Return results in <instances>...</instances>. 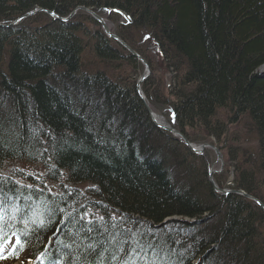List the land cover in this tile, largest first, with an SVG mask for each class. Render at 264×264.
Returning a JSON list of instances; mask_svg holds the SVG:
<instances>
[{
    "label": "trees",
    "instance_id": "16d2710c",
    "mask_svg": "<svg viewBox=\"0 0 264 264\" xmlns=\"http://www.w3.org/2000/svg\"><path fill=\"white\" fill-rule=\"evenodd\" d=\"M78 6L112 21L126 16L111 30L152 75L173 76L143 83L150 106L190 140L228 149L234 187L264 202V0H0V21L35 7L67 16ZM141 70L82 10L68 22L37 13L0 28V197L8 213L0 244L14 239L10 264L22 256L51 264L61 254L64 264H96L101 253L113 264L118 247L137 243L156 264H183L210 242L217 246L207 264H264L262 209L218 194L204 158L155 126L136 92ZM223 117L256 141L250 152L234 133L237 143L226 144L232 125ZM34 211L45 224L26 229ZM85 212L96 222L86 226ZM172 216L179 219L161 224Z\"/></svg>",
    "mask_w": 264,
    "mask_h": 264
},
{
    "label": "bare ground",
    "instance_id": "6f19581e",
    "mask_svg": "<svg viewBox=\"0 0 264 264\" xmlns=\"http://www.w3.org/2000/svg\"><path fill=\"white\" fill-rule=\"evenodd\" d=\"M78 7H85V6H78ZM35 8H37V7H35ZM34 8V9H35ZM39 8H41V7H39ZM86 8H88V7H86ZM44 9H47V10H50V9H48V8H44ZM75 9V8H74ZM73 9V10H74ZM33 10V9H32ZM72 10V11H73ZM80 10H82V9H78V11H80ZM90 10L91 11H93L95 14H97L98 16H101L99 13H97L95 10H93V9H91L90 8ZM31 10H28V11H26V12H24L22 15H20V16H18L17 18H15L14 20H12L11 22H13V21H16L19 17H22V16H24L26 13H28V12H30ZM50 11H52V10H50ZM71 11V12H72ZM77 11V12H78ZM82 11H84V12H86L85 10H82ZM54 12V11H53ZM70 12V13H71ZM77 12L75 13V15L77 14ZM37 13H46V14H48L47 12H45V11H38V12H35L34 14H32V15H35V14H37ZM55 13V12H54ZM69 13V14H70ZM57 14V13H56ZM68 14V15H69ZM89 14H91L90 12H89ZM32 15H30V16H32ZM49 16H51L50 14H48ZM67 15V16H68ZM74 15V16H75ZM92 15V14H91ZM30 16H27V17H24V18H21V19H19L14 25H9V26H6V25H8L9 23H11V22H7V23H5V22H1L0 21V28H4V29H8V28H11V27H14V26H16V25H18L20 22H22V21H24V20H26L27 18H29ZM60 16V15H59ZM67 16H62V17H67ZM74 16H72V17H74ZM54 20H57V19H55L53 16H51ZM71 17V18H72ZM92 18H94L93 17V15L91 16ZM103 19H104V17L103 16H101ZM70 18V19H71ZM70 19H67V20H65L64 22H68V21H70ZM95 20H97L96 18H94ZM105 20V19H104ZM59 21H61V20H59ZM106 21V20H105ZM99 22V21H98ZM112 31V30H111ZM113 32V31H112ZM115 35H118V34H116L115 32H113ZM119 36V35H118ZM107 37L108 38H110L111 40H114L116 43H118L123 49H125L131 56H133V57H135L141 64H142V70L140 71V72H145L146 73V70L144 71V69H145V66H144V64L137 58V56H135L134 54H132V52L125 46V45H123V44H120L119 43V41L118 40H116L115 38H113V37H111V36H109V35H107ZM120 37V36H119ZM121 38V37H120ZM121 40L122 41H124L122 38H121ZM125 42V41H124ZM125 44L129 47V48H131L132 50H134V52H136V53H138L139 55H141L146 61H147V59L142 55V54H140L137 50H135L129 43H127V42H125ZM147 63L149 64V62L147 61ZM149 67H150V69H151V66H150V64H149ZM261 68H263V70H264V64L263 65H261L260 67H259V69H258V71L262 74V71H261ZM152 71V70H151ZM144 73V74H145ZM144 74H142V75H144ZM147 74V73H146ZM150 72H149V74H148V76L144 79V81H146L148 78H149V76H150ZM142 75H140L138 78H137V82H136V92H137V83H138V80L140 79V77L142 76ZM263 76H264V73L262 74ZM173 77V76H172ZM173 80V79H172ZM144 81H142L141 82V88H142V90H143V94H144V97H145V99H142L141 98V96H140V94L137 92V94L139 95V97L141 98V100H142V102H143V104L145 105V102L150 106V104H149V102H148V98L146 97V94H145V92H144V89H143V83H144ZM146 107V106H145ZM28 108V107H27ZM150 108L153 110V112H154V114H155V116H154V119H155V121L156 122H158V123H162V125H166V122H164V120H163V118L161 117V116H164L165 117V119L167 120V124H169L170 126H172V124H171V122L166 118V116L163 114V115H160V114H158L157 115V113L158 112H156L151 106H150ZM147 109V108H146ZM148 111V110H147ZM150 114V113H149ZM150 117H151V119H152V121H153V118H152V116H151V114H150ZM153 123L155 124V126H157L158 128H160V129H162V130H164V131H168L167 129H165L164 127H162V126H159L158 124H156L154 121H153ZM174 127V126H173ZM175 128V127H174ZM178 130V129H177ZM180 131V130H179ZM168 132H170V131H168ZM181 132V131H180ZM171 133V132H170ZM182 133V132H181ZM173 136H175L173 133H171ZM183 134V133H182ZM184 135V134H183ZM185 136V135H184ZM175 137H177V138H179V140L191 151V152H193L194 154H196V155H198V156H201V157H203L204 159H205V161H206V165H207V173H208V180H209V182H210V184H211V186L213 187V189L218 193V194H220V195H239V196H243V197H245V198H247V199H250V198H248V197H246L245 195H243V194H238V193H236V190H241L242 192H244L245 194H247V195H250V196H252V197H254V198H256V199H258L261 203H262V205L260 206L256 201H254V200H252V199H250V200H252V201H254L255 203H257L258 205H259V207L262 209V211H263V213H264V202H262L259 198H257V197H255V196H253V195H251V194H248V193H246L244 190H242V189H238V188H235L234 187V183H233V180H235V165H234V168L233 169H230L228 166V162H226V164H225V162H224V154L222 153V150L223 149H221V147H219V149H217L216 147V152H215V155H216V161H221L222 162V166H221V171H220V179H219V182L215 179V177H213V181H214V183H215V185L217 186V187H215L214 185H212V183H211V181H210V178H209V174L210 175H212L213 173H212V170H213V164H212V160L208 157V154H206L205 153V150L206 149H208V146H211L210 144H213V141L212 140H208V141H204V142H201V143H204L203 145L201 144V145H195V142L194 141H192V140H190L188 137H186L185 136V138H186V140L187 141H189V143L191 144V147H189L186 143H185V141L182 139V138H180V137H178V136H175ZM253 142H254V144H253ZM200 143V142H199ZM210 143V144H209ZM209 144V145H208ZM243 145H244V149H247L249 152L253 149V147L256 145V141L255 140H247V139H244V143H243ZM194 148H196L197 150H200V153H197L196 151H194V150H192V149H194ZM224 151H226V150H224ZM206 155V156H205ZM226 155V154H225ZM227 156V155H226ZM251 158H252V156H251ZM253 160L255 159V157H253L252 158ZM255 161V160H254ZM256 162V164H257V161H255ZM226 165V166H225ZM228 165V166H227ZM237 165V164H236ZM240 166V165H239ZM243 166V165H242ZM249 168H250V166H249ZM257 168L258 169H260V166H257ZM246 169V171H248V172H251V170H247V168H245ZM248 176H250L249 174H246L245 175V177H248ZM179 185H181V183L180 182H177L176 183V186H179ZM199 198V202L200 203H203V200H201L200 198L201 197H198ZM204 207L206 206V203L203 205ZM200 208V207H199ZM199 208H197V209H199ZM207 214L205 213H203V214H201L200 216L199 215H197V218L199 219V217H204V216H206ZM171 219H179L177 216H172V217H168V218H165L162 222H161V224H164V223H167V221L168 220H171ZM181 219V218H180ZM182 219H184L185 221H189V222H193V221H195V218H188V217H184V218H182ZM217 246V244L216 243H208L207 245H202L200 248H202V250H200V252L198 253V250L199 249H196V252H195V254L192 256V257H188V258H186V260L185 261H183V264H207L206 262L207 261H209V260H211L210 259V257H209V253H211V252H213L214 253V255H215V251H216V247ZM195 251V250H194Z\"/></svg>",
    "mask_w": 264,
    "mask_h": 264
},
{
    "label": "snow or ice",
    "instance_id": "6c2138e0",
    "mask_svg": "<svg viewBox=\"0 0 264 264\" xmlns=\"http://www.w3.org/2000/svg\"><path fill=\"white\" fill-rule=\"evenodd\" d=\"M30 187V186H29ZM6 209V205L4 204V200L2 197H0V232H2V225L5 222V217L8 216V213L5 211ZM19 212L18 208H13L12 209V214L9 217V219H14L16 213ZM80 219L84 222V224L87 225H91L94 222H96L90 215V213L85 212ZM114 219V217H113ZM99 220H103V217H99ZM25 225V228L27 229L29 226V223L31 222V224L36 225L37 227H43L45 224V220L42 218V214H38L35 211L32 213V216L24 219L22 221ZM34 231V229H33ZM86 231L88 233H91L93 231V229L91 227H86ZM130 231V230H129ZM13 236H16V233H12ZM25 235H30L29 231H25ZM53 235H55V233H53ZM2 238V237H0ZM11 239V238H9ZM20 243V238L17 236L16 239V244ZM125 243H127V241H125ZM67 247H71V245H67ZM13 248V252H15V248L16 245H12ZM88 248L92 249L93 251L96 250V244L91 243L88 245ZM149 250L151 252H155V249H152L151 246H149ZM3 253V245L0 244V259H4L6 258L4 255H2ZM143 253V254H141ZM40 256L43 257L44 253H40ZM111 261L113 262V264H116V262H118V264H139V261H143V264H156V260L155 259H149V252L145 251V249L139 245L137 243V246L135 248H131L128 251H125V249L123 247H118L112 254L110 257ZM51 264H64V260L62 259V254L61 257L59 258H54L51 261ZM96 264H104V259H103V253L100 254V258L97 260Z\"/></svg>",
    "mask_w": 264,
    "mask_h": 264
},
{
    "label": "rangeland",
    "instance_id": "374dc122",
    "mask_svg": "<svg viewBox=\"0 0 264 264\" xmlns=\"http://www.w3.org/2000/svg\"><path fill=\"white\" fill-rule=\"evenodd\" d=\"M88 9H90V8H88ZM78 13V12H77ZM87 14H89V12H86ZM90 16H92L91 14H89ZM73 18V17H72ZM71 18V19H72ZM114 21H112L111 19H109V18H105L104 17V19L106 20V22H107V24L110 26V27H113V29H117L118 30V27H119V25L122 23V22H124L125 20H126V16L123 14V13H116V15L114 16ZM70 19V20H71ZM98 21V20H97ZM62 22H64V21H62ZM100 23V22H99ZM101 24V23H100ZM102 25V24H101ZM88 61H90V62H93V59H92V56H90L89 57V59H87ZM93 65V64H92ZM91 67H93V66H91ZM129 66H127L126 68H128ZM149 69H150V67H149ZM159 69H162V68H159ZM152 69H150V76H149V78L150 77H155V79H156V77L157 78H164L163 79V81L165 82V83H170V81L172 82L173 80H172V76H171V73L170 74H166L165 73V71H155V75H152V71H151ZM128 72H131L132 71V67L130 66L129 67V69L127 70ZM144 71H145V69H144ZM261 71H262V74L264 73V70H263V68H261ZM145 72H138V74L136 75V77L138 78L140 75H142V74H144ZM135 76V75H134ZM148 78V79H149ZM144 83H145V81H144ZM158 114H160V113H157V115ZM160 115H163V114H160ZM223 119L225 120V122H228V124H230L229 123V121H226V117H223ZM230 125H232V126H228V128H230V131H229V133L227 134V138L230 140L229 141V143L228 142H226V144L229 146V147H232L233 145H235V143H237L236 141H235V143H232V134L234 133V136H233V138H239L243 143H244V139H247L248 140V138L246 137V135L243 133L245 130L243 129V127L242 126H240V125H236V126H234L233 124H230ZM199 134H202V133H199ZM202 137V135H198L197 136V138H201ZM250 141V140H249ZM203 145L204 143H199V142H195V145ZM210 144V143H209ZM208 144V145H209ZM253 144H254V142H253ZM211 146H208V149H206L205 150V153L206 154H208V157L212 160V164H213V171H214V173L212 174V175H210L209 174V178H212L213 179V177H216L219 173H220V171H221V166H222V162L220 161H216L215 159H216V155H215V152H216V148L217 149H219V145L217 144V143H214V141H213V144H210ZM216 147V148H215ZM242 149H244V145L241 147ZM222 153L224 154V162H225V164H226V162H228L229 164V168L230 169H233L234 168V165L236 164V161L235 160H233L232 159V154H231V152H229L228 151V149L226 150V151H224V150H222ZM227 156H226V155ZM206 156V155H205ZM237 157H239L240 158V160H243V152L242 151H239V153H238V155H237ZM205 160V159H204ZM239 161V160H238ZM206 162V161H205ZM226 166V165H225ZM84 188V187H83ZM25 256H22V261H19L18 262V264H27V263H24L23 262V258H24ZM0 264H10V262H8V261H6L5 259H0ZM29 264V263H28Z\"/></svg>",
    "mask_w": 264,
    "mask_h": 264
},
{
    "label": "water",
    "instance_id": "95a60500",
    "mask_svg": "<svg viewBox=\"0 0 264 264\" xmlns=\"http://www.w3.org/2000/svg\"><path fill=\"white\" fill-rule=\"evenodd\" d=\"M78 9H82V10H85L86 12H90V13L93 15V17L96 18V19L102 24V27H103V29H104V31H105V33H106L107 35H109V36L115 38L116 40H118L120 44L125 45V46H126L131 52H132V54H134L135 56H137V58H138V59L144 64V66H145V70H146V73H147V74L145 73V74L142 75V76L140 77V79L138 80V83H137V92L140 94V96H141L142 99H145L144 94H143V90H142V88H141V82L144 81V79L148 76V74H149V72H150L149 64L147 63V61H146L141 55H139L138 53L134 52V50H132L131 48H129V47L125 44V42L121 40V38H120L118 35H115V34L111 31V29L109 28V26H108V24L106 23V21H105L101 16H98L97 14H95V13H94L93 11H91L90 9H88V8H86V7H76V8H75V9H74V10H73V11H72L67 17H62V16H59L58 14L54 13L53 11H50V10H47V9H44V8H39V7H37V8H35V9L31 10L30 12L26 13L24 16L19 17L16 21H13V22L9 23V24L6 25V26L14 25L19 19L24 18V17H27V16H30V15L34 14L35 12H38V11H45V12H47L48 14H50L51 16H53L55 19H57V20H61V21H65V20H67V19H70L72 16H74L75 13L78 11ZM145 106H146L148 112L151 114V116H152V118H153V121H154L156 124H158L159 126L164 127L165 129H167L168 131H170L171 133H173L175 136H178V137L182 138V139L185 141V143H186L189 147H191V144L189 143V141L186 140L185 136H184L179 130H177V129L174 128L173 126H170L169 124H167V120L165 119L164 116H161V117L163 118L164 122H166V125H162V123H158V122H156L155 119H154L155 114H154L153 110L150 108V106H149L146 102H145ZM192 150L196 151L197 153H200V150H197L196 148H194V149H192ZM210 181H211L212 185H214L215 187H217V186L215 185L214 181L212 180V178H210ZM236 193H238V194H243V195H245L246 197H248V198H250V199L256 201L260 206L262 205V203H261L258 199L254 198V197H252V196H250V195L245 194V193L242 192L241 190H236Z\"/></svg>",
    "mask_w": 264,
    "mask_h": 264
}]
</instances>
